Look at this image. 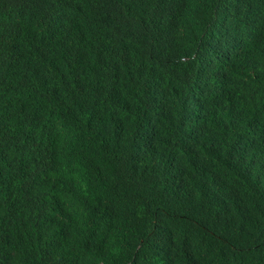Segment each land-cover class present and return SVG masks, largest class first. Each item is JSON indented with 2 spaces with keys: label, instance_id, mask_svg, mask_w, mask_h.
<instances>
[{
  "label": "trees",
  "instance_id": "1",
  "mask_svg": "<svg viewBox=\"0 0 264 264\" xmlns=\"http://www.w3.org/2000/svg\"><path fill=\"white\" fill-rule=\"evenodd\" d=\"M0 264H264V8L0 0Z\"/></svg>",
  "mask_w": 264,
  "mask_h": 264
},
{
  "label": "clouds",
  "instance_id": "2",
  "mask_svg": "<svg viewBox=\"0 0 264 264\" xmlns=\"http://www.w3.org/2000/svg\"><path fill=\"white\" fill-rule=\"evenodd\" d=\"M214 2H217L220 5H230L232 8L238 10V11H248L250 9H254V11L257 13L261 11L264 8V0H212ZM60 38V42H63ZM148 59L151 61V70L152 73L155 75L157 80L160 79V72L162 70V64L159 59L156 57H148ZM200 70H207V68H201ZM69 77H64L63 79H57L55 76L54 83L58 82V85L53 88L52 93L55 95L62 93L64 90L63 87H68L65 84V80H67ZM72 78V77H71ZM74 78V77H73ZM75 81L78 80V77L74 78ZM197 101V95H193L192 97L188 98L187 103L189 105H193ZM26 108V107H25ZM88 121L90 122V126L85 128L87 131H95L98 129H101L103 126V122L100 119L98 112H93L88 115ZM13 120H23L31 123H40L44 126L45 120L42 118H39L36 113L33 112V109L30 107L28 110L24 109L23 112H15L11 113V121ZM11 121H5L2 123V127H4L7 130L11 131L13 134L17 135L18 137H26L30 136L34 140L43 138L44 134L38 130H33L32 127L27 125H18L13 126ZM136 126L139 129V133L136 136H139L141 134H152V129L150 126L144 122L143 120H139L136 122ZM79 139H81L84 144L85 148L88 150L86 152L89 157L92 156H100L101 148L99 147V144H94L96 138L92 136H88L84 133L79 134ZM208 144H211V142H208ZM136 147H138L141 150L148 151L149 149L144 144L134 143ZM103 149L105 151L106 147L103 146Z\"/></svg>",
  "mask_w": 264,
  "mask_h": 264
}]
</instances>
